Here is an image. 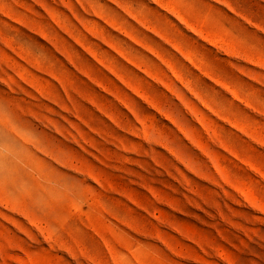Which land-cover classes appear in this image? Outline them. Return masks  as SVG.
Returning <instances> with one entry per match:
<instances>
[{"label": "rangeland", "instance_id": "1", "mask_svg": "<svg viewBox=\"0 0 264 264\" xmlns=\"http://www.w3.org/2000/svg\"><path fill=\"white\" fill-rule=\"evenodd\" d=\"M0 264H264V0H0Z\"/></svg>", "mask_w": 264, "mask_h": 264}]
</instances>
